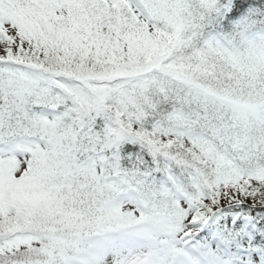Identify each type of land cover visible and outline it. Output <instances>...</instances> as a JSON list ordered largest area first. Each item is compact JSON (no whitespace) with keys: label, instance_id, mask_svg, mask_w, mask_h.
<instances>
[{"label":"snow or ice","instance_id":"snow-or-ice-1","mask_svg":"<svg viewBox=\"0 0 264 264\" xmlns=\"http://www.w3.org/2000/svg\"><path fill=\"white\" fill-rule=\"evenodd\" d=\"M0 264H264V0H0Z\"/></svg>","mask_w":264,"mask_h":264}]
</instances>
